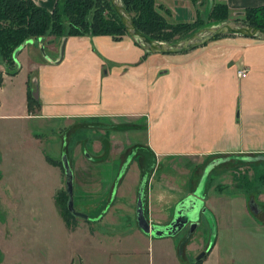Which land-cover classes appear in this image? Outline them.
Instances as JSON below:
<instances>
[{"label":"crops","instance_id":"crops-1","mask_svg":"<svg viewBox=\"0 0 264 264\" xmlns=\"http://www.w3.org/2000/svg\"><path fill=\"white\" fill-rule=\"evenodd\" d=\"M32 1L52 12L59 0ZM215 4H225L237 15L264 6V0H207L210 9ZM193 5L189 0H156L158 11L166 9L175 23L192 22L204 8L203 0ZM1 63L2 264H164L157 262L158 253L168 256L167 264H188L174 240L185 234L180 249L194 241L203 224L218 239L201 264H234L235 252L219 241L236 239V231L230 225L220 229L217 211L206 205L205 185L175 204L169 222L145 216L151 228L191 216L189 223L197 224L191 233L189 223L169 236L140 228L138 201L141 189L145 195L148 190L145 183L133 201L136 231L117 239L70 227L54 199L59 173L47 163L41 133L46 126L77 120L108 125L142 121L147 146L157 158L264 154V41L222 39L184 54L146 56L129 36L66 34L58 40H30L16 55L13 71ZM243 70L246 78L238 76ZM30 92L37 100L31 107ZM110 137L112 142L117 138ZM113 191L111 202L120 191L136 189L116 186ZM110 209L108 205L106 211Z\"/></svg>","mask_w":264,"mask_h":264},{"label":"rangeland","instance_id":"rangeland-1","mask_svg":"<svg viewBox=\"0 0 264 264\" xmlns=\"http://www.w3.org/2000/svg\"><path fill=\"white\" fill-rule=\"evenodd\" d=\"M64 1L61 0L62 3ZM199 1L189 0L190 7L193 6L194 9L196 6L193 4ZM203 2V10L197 13L192 22H186L185 25L168 31L165 37L172 43H182L203 29L216 27L218 22L210 19L211 9L207 7V0ZM98 8L94 5L92 13L95 14ZM111 10L105 8L101 15L114 21L116 18ZM163 11L165 12L163 14L158 12L168 25L183 23H175L174 18L168 17L169 12L166 9ZM246 16L245 11L237 15L230 13L227 21L242 22ZM6 23L12 22H8L7 19L3 24ZM68 32L69 26L65 23V35ZM50 33L51 30L47 31L44 37L60 39ZM120 33L122 35L115 39L128 36ZM241 37L244 36L229 34L213 41ZM38 39L39 37H33L30 40ZM1 62H4V59L0 51ZM1 67L2 65L0 69ZM15 69V65L10 66V70ZM209 108L210 121L214 122L215 107L212 105ZM107 124L77 120L42 129L47 163L59 173L60 183L54 199L61 215H65L69 220L70 227L119 239L136 231V203L133 201L138 194L139 186L143 183L148 185L146 195L144 193L143 196L145 216L150 221L154 218L155 221L162 223L171 220L174 206L178 201L194 193L200 185H205L203 194L206 205L217 211L220 229H226L230 225L236 231V239L219 241L222 248H229L235 252L237 259L234 264H264V154L157 158L147 146L146 128L142 121L135 125L125 121ZM108 126H111L110 135L117 137L113 142L108 133L106 135L105 130ZM133 150L136 151V158L130 160V152ZM65 164H68L73 174L74 208L77 212L86 214L90 221L67 213L69 193ZM123 168L126 170L124 175L121 174ZM116 186L121 189L135 188L136 192L120 191L115 202H111ZM151 189L155 191L151 192ZM158 195L164 196L165 199L161 200ZM230 202L237 204L229 206ZM122 203L127 207L122 208ZM108 205L111 209L106 211ZM55 215L54 213L52 217ZM203 225L197 231L194 241L185 244L182 249L179 247L185 234L174 240L176 250L183 253L188 264L196 263L197 258L206 253L210 245L214 246L218 239L217 234L209 233L207 226ZM2 257L3 254L0 252V264ZM169 260L167 255L161 256L158 253L157 262L167 264Z\"/></svg>","mask_w":264,"mask_h":264},{"label":"trees","instance_id":"trees-1","mask_svg":"<svg viewBox=\"0 0 264 264\" xmlns=\"http://www.w3.org/2000/svg\"><path fill=\"white\" fill-rule=\"evenodd\" d=\"M121 1L124 8L132 15L135 25L141 33L157 42L175 44L165 37L166 33L186 23L168 25L156 9V0ZM94 5L99 7L95 14L92 13ZM105 8L113 9L110 0L107 2L104 0H65L64 3L59 0L52 12L38 7L32 0H21L20 2L19 0H0V51L4 62L10 69V66L15 65V52L33 37H44L49 30H51L50 35L52 36L64 37L65 23L69 26L68 35L72 37L109 35L119 38L118 36L122 35L120 32L128 35L114 10H111L116 18L113 19L114 21L101 15ZM245 12L247 16L242 23L264 29V6L248 8ZM229 15L230 10L225 4H215L211 9L210 19L222 23L227 21ZM7 19L12 23L3 24ZM15 73L16 71L10 75L13 76ZM2 75L0 72V83L3 80ZM28 100L30 107L37 103L31 92ZM67 213L76 217L70 212L68 204ZM62 216L69 225L70 222L66 216ZM184 246L185 243L181 249ZM203 259L193 264H201Z\"/></svg>","mask_w":264,"mask_h":264},{"label":"water","instance_id":"water-1","mask_svg":"<svg viewBox=\"0 0 264 264\" xmlns=\"http://www.w3.org/2000/svg\"><path fill=\"white\" fill-rule=\"evenodd\" d=\"M111 5L115 13L120 18L121 22L123 23L128 36L133 39L137 45H139L146 53V56L149 54H161V55H177V54H184L188 53L190 51H193L199 47L205 46L206 44L210 43L216 38L226 36L229 34H235V35H241L244 37L252 38V39H258L264 41V29L256 28L254 26H251L249 24H245L242 22H231V21H225L222 23H218L216 27L203 29L197 33H195L193 36H191L189 39L183 41L182 43L178 42L173 45H169L162 42H157L154 40L149 39L146 35L141 33L134 22V19L132 15L124 8L121 0H110ZM27 41L25 44H23L14 54V58H16V55L18 52L27 44L29 43ZM63 51V48H62ZM66 171H67V187H68V193H69V202H68V208L70 212L79 218H83L88 220L89 217L86 214L79 213L74 208V182H73V174L70 171V168L68 164H65ZM143 188L140 192V197L138 201V222L140 225V228L143 231H146V233H149L152 231L155 234L161 233V235H173L175 233V230L181 225L182 228L185 227L189 221H194V218L188 217L187 219H177L174 218L173 222L167 226L162 228H157L149 225L148 221L145 218L144 210H143ZM194 199V198H193ZM199 200L198 198H196ZM190 213H195V209L191 210ZM184 217V216H183ZM190 226V233L194 231L197 224L192 222L189 223ZM181 228V229H182ZM197 228V227H196ZM193 229V230H192ZM211 245L208 247L206 253L211 249ZM206 253H203L200 255L196 261H199L203 259L206 255Z\"/></svg>","mask_w":264,"mask_h":264},{"label":"flooded vegetation","instance_id":"flooded-vegetation-1","mask_svg":"<svg viewBox=\"0 0 264 264\" xmlns=\"http://www.w3.org/2000/svg\"><path fill=\"white\" fill-rule=\"evenodd\" d=\"M107 124V123H106ZM108 125V124H107ZM108 129H106L105 131H106V135H107V133H108V135L110 136V132H111V129H109V126L107 127ZM108 136V137H109ZM130 155L132 156V159L131 160H135V158H136V151L135 150H133V151H131L130 152ZM102 217V216H101Z\"/></svg>","mask_w":264,"mask_h":264},{"label":"built area","instance_id":"built-area-1","mask_svg":"<svg viewBox=\"0 0 264 264\" xmlns=\"http://www.w3.org/2000/svg\"><path fill=\"white\" fill-rule=\"evenodd\" d=\"M238 76L241 78H246L247 77V71H245V70L239 71Z\"/></svg>","mask_w":264,"mask_h":264}]
</instances>
